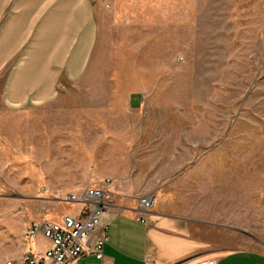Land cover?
Returning a JSON list of instances; mask_svg holds the SVG:
<instances>
[{"label":"rangeland","instance_id":"374dc122","mask_svg":"<svg viewBox=\"0 0 264 264\" xmlns=\"http://www.w3.org/2000/svg\"><path fill=\"white\" fill-rule=\"evenodd\" d=\"M114 5L98 13L83 83L43 114L81 128V141H64L69 153L82 142L103 160L38 161L33 113L0 103V264H23L28 227L75 215L60 199L106 179L113 204L153 193L151 213L176 219L212 257L264 255V0ZM132 92L142 102L131 109ZM63 168L70 177L51 174Z\"/></svg>","mask_w":264,"mask_h":264},{"label":"crops","instance_id":"0c3cea01","mask_svg":"<svg viewBox=\"0 0 264 264\" xmlns=\"http://www.w3.org/2000/svg\"><path fill=\"white\" fill-rule=\"evenodd\" d=\"M104 1H110L112 5L117 3L113 6L114 13L121 2H163L0 0L1 109L16 116L33 113L31 123H28L33 129L32 155L38 161H86L89 157L103 160L104 154H99L97 148L89 150L82 142H76L74 153H69L66 150L69 144L64 141L69 138L81 141V128L68 132L64 128L68 126V120L63 116L57 124L54 121L45 123L43 114H56L57 102L66 86L77 87L83 83L99 39L98 13L103 11ZM151 7L162 10L157 4ZM135 95L139 97L138 92L128 96L129 108H136L142 102L138 103ZM58 110L60 113L62 108ZM41 145L45 147L40 149ZM57 171L53 173L52 170L51 174L70 177L66 168L60 173ZM117 198L100 218L107 236L103 253L112 264H264V255L251 251H232L212 257L176 219L156 216L150 211L144 215L145 223H141L135 220L136 200L123 194ZM49 247L50 242L39 236L33 241H25L22 252L41 253Z\"/></svg>","mask_w":264,"mask_h":264},{"label":"built area","instance_id":"2783aa9c","mask_svg":"<svg viewBox=\"0 0 264 264\" xmlns=\"http://www.w3.org/2000/svg\"><path fill=\"white\" fill-rule=\"evenodd\" d=\"M109 186L110 180L106 179L99 188H87L80 195L70 193L60 199L79 206L75 215L65 214L59 222L39 220L31 224L26 240L40 236L50 242V247L41 253H30L23 264H112L103 253L107 236L106 227L100 225L101 216L113 206ZM137 202L135 220L145 223L144 215L153 209L155 196L147 193Z\"/></svg>","mask_w":264,"mask_h":264}]
</instances>
